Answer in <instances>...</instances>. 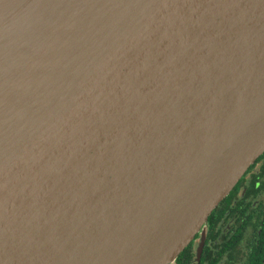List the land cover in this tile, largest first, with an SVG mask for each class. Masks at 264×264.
I'll return each instance as SVG.
<instances>
[{
	"label": "water",
	"instance_id": "1",
	"mask_svg": "<svg viewBox=\"0 0 264 264\" xmlns=\"http://www.w3.org/2000/svg\"><path fill=\"white\" fill-rule=\"evenodd\" d=\"M263 154L264 0H0V264H173Z\"/></svg>",
	"mask_w": 264,
	"mask_h": 264
},
{
	"label": "flooded vegetation",
	"instance_id": "2",
	"mask_svg": "<svg viewBox=\"0 0 264 264\" xmlns=\"http://www.w3.org/2000/svg\"><path fill=\"white\" fill-rule=\"evenodd\" d=\"M263 156L173 264H264Z\"/></svg>",
	"mask_w": 264,
	"mask_h": 264
},
{
	"label": "trees",
	"instance_id": "3",
	"mask_svg": "<svg viewBox=\"0 0 264 264\" xmlns=\"http://www.w3.org/2000/svg\"><path fill=\"white\" fill-rule=\"evenodd\" d=\"M263 158H264V156H263Z\"/></svg>",
	"mask_w": 264,
	"mask_h": 264
}]
</instances>
